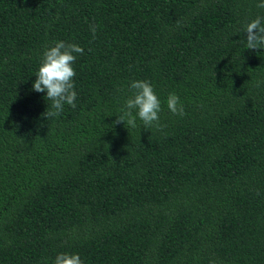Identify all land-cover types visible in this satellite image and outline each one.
<instances>
[{
	"label": "trees",
	"instance_id": "1",
	"mask_svg": "<svg viewBox=\"0 0 264 264\" xmlns=\"http://www.w3.org/2000/svg\"><path fill=\"white\" fill-rule=\"evenodd\" d=\"M260 2L0 0V264H264ZM57 41L83 49L76 107L45 118L32 84ZM134 80L162 130L114 123Z\"/></svg>",
	"mask_w": 264,
	"mask_h": 264
},
{
	"label": "clouds",
	"instance_id": "2",
	"mask_svg": "<svg viewBox=\"0 0 264 264\" xmlns=\"http://www.w3.org/2000/svg\"><path fill=\"white\" fill-rule=\"evenodd\" d=\"M264 9V0L256 5ZM90 31L93 39L96 35V26L91 25ZM246 34V48L264 50V17L257 16L244 26ZM90 51V49H89ZM76 54H83V49L75 43L57 41L53 46L46 48L42 53L36 79L32 89L38 93H46L51 101V108L45 118L58 117L65 105L76 107L77 93L74 90V77L76 71L73 64ZM132 95L127 98L121 108V114L114 123L127 124L130 128L137 127V119L144 128L155 127L162 130L166 125L160 124L161 100L153 90L152 84L147 80H134L129 84ZM166 106L170 113L183 117L186 115L180 98L175 93H169ZM54 264H84L79 254L59 253Z\"/></svg>",
	"mask_w": 264,
	"mask_h": 264
}]
</instances>
